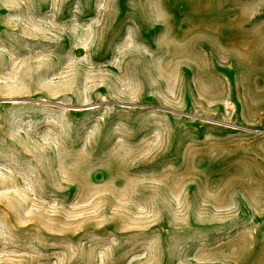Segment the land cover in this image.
I'll use <instances>...</instances> for the list:
<instances>
[{
	"label": "rangeland",
	"instance_id": "1",
	"mask_svg": "<svg viewBox=\"0 0 264 264\" xmlns=\"http://www.w3.org/2000/svg\"><path fill=\"white\" fill-rule=\"evenodd\" d=\"M0 264H264V0H0Z\"/></svg>",
	"mask_w": 264,
	"mask_h": 264
}]
</instances>
